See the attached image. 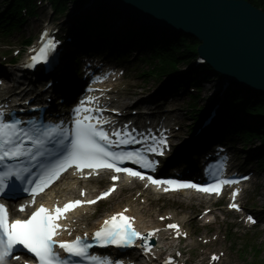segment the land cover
<instances>
[{"label":"snow or ice","instance_id":"6c2138e0","mask_svg":"<svg viewBox=\"0 0 264 264\" xmlns=\"http://www.w3.org/2000/svg\"><path fill=\"white\" fill-rule=\"evenodd\" d=\"M44 35L46 36L47 33ZM54 48L55 44L52 41L46 42L39 48L38 55L31 57V62L26 67H34L41 62L46 63L49 53ZM91 102V100L88 101V103ZM81 104L83 105L84 102L82 101ZM74 111L77 118L68 144H65L67 137L60 125H49L42 129L22 128L21 121L4 122L3 114L0 113V194H3L5 189L10 187L15 190L17 188L16 182L19 181L29 185V187H24L23 191L30 193L33 196L32 203H35L36 195L42 193L59 179L62 173L73 167L81 172L84 169H91L92 171L110 169L115 173H125L141 180L147 179L153 185L166 184L169 188H165V191L195 189L197 192L219 195L223 185L237 183L234 180H218L207 187H201L191 183H179L171 179L156 180L151 176L145 177L132 168L120 167L125 162H131L141 168H150L155 162L149 161L142 151L111 150L117 146L136 144L141 141L127 131L113 132L111 135L116 137L113 140L107 132L98 127L99 121L93 123L94 117L87 115V113L94 111L93 109L81 106ZM81 113H86L83 118H80ZM151 139L153 144L148 146L147 151L162 155L163 151L159 145L166 146V137L161 135L158 142L155 137H151ZM49 144H55L59 152L54 160L44 163L42 158L49 153L47 148ZM34 168H40L42 171L34 178L26 179V176ZM118 179V176L112 177L113 181ZM114 191L115 187H112L98 196L96 200L87 201V204H95L97 200L106 199ZM237 195L236 192L232 194L233 200ZM83 203L81 200H76L65 204L63 208L56 207L54 211H50L41 205L32 212L28 219H17L12 222L9 221L8 209L5 205L0 204V264H3V261L13 254L17 246H22L31 253L38 264H73V261L69 260L68 257L91 260L95 264H113L111 261L89 255L88 250L93 247V244L88 242L87 237L81 239L78 236L71 242H58L55 239L59 232L57 221L63 219L65 213L82 206ZM230 207L239 211V207L235 203L231 204ZM20 211H24L23 206ZM127 211L128 209H124L123 212L112 215L103 221V225L93 237L100 246L113 245L116 248L127 249L134 247L136 241L146 242L155 235L154 232L148 233L147 236L138 232L133 227V218L125 215ZM248 219L255 223L251 217ZM168 228L176 230L177 235H179L178 225L169 224ZM142 248L145 254L151 252L148 243H144ZM57 249L62 250L67 256L62 257ZM212 259L216 260L218 257L214 256ZM167 264H172L171 260Z\"/></svg>","mask_w":264,"mask_h":264},{"label":"water","instance_id":"95a60500","mask_svg":"<svg viewBox=\"0 0 264 264\" xmlns=\"http://www.w3.org/2000/svg\"><path fill=\"white\" fill-rule=\"evenodd\" d=\"M106 1L146 24L195 36L203 43L202 56L227 79L264 92V15L249 4L226 0Z\"/></svg>","mask_w":264,"mask_h":264},{"label":"rangeland","instance_id":"374dc122","mask_svg":"<svg viewBox=\"0 0 264 264\" xmlns=\"http://www.w3.org/2000/svg\"><path fill=\"white\" fill-rule=\"evenodd\" d=\"M1 1V0H0ZM5 7V5H3L1 2H0V9H3ZM72 9V7H70V10ZM66 17V16H65ZM56 17L57 18V21L60 22L63 18L64 20L62 21L63 23L67 24V23H70L71 21H73L75 18L73 17ZM35 22H33L32 20H30L27 24L23 25L22 29L20 30V32L25 35V36H29L30 35V27L32 25H34ZM17 39H15L16 41ZM123 51H126V49H124ZM128 51V50H127ZM130 57L133 58L134 60V55L131 54ZM0 61H1V58H0ZM142 69H144V65L142 64ZM180 70H185V71H188L189 70V66L188 65H181L180 66ZM201 79L200 76H198V80ZM160 84L159 81L156 82V80H151V81H148L147 83L145 82H141V86L144 87V91L148 94V95H151L153 93V91L157 92L159 95L163 92V91H167L169 93V95H166L165 97H169L171 96L172 94V90H168V87H165L163 88V85H158ZM210 86V91H209V95L207 97H205V102H208V103H213V104H217L219 101H221L222 99V94H220V88L222 85H220V82H216V80L212 83L211 81V84L209 85ZM208 86V87H209ZM177 97L179 95H176ZM244 96V95H242ZM202 97V95H201ZM184 98V97H182ZM185 104V103H184ZM180 114L181 116L184 118V120L186 121V125H189L190 123V117L187 116L186 114V108H183L181 109L180 111ZM185 133L183 134L182 138H181V144H180V148H183L184 150L190 152V153H193L195 148H196V145H195V139H191V133L190 132H186L184 131ZM192 133L194 134L195 132L192 131ZM255 147H258V144L256 143V146ZM256 151V150H255ZM197 154V153H196ZM255 159L253 161H258V159L261 157V156H258L259 155V152H255ZM245 157V156H244ZM259 174L261 175V187L262 189L259 191L258 193V197L254 199V202H257V205L258 207H261V206H264V169H261L259 171ZM169 205L171 204V202L168 203ZM121 204H118V207L120 206ZM182 210V209H181ZM186 213H189L188 211H184ZM234 233V231H232ZM252 236H253V239H254V242L256 243V245L261 248L264 247V241H260L259 242V236L255 235L254 233H252ZM236 237H238L236 235ZM239 246L242 245V242L239 241L237 243ZM234 251H236V257H235V260L241 258L244 262V264H254L253 263V259L251 257V255L249 253H247L245 255V257H239V254H240V250L241 248H233ZM260 259V263L258 264H264V253L261 254V256L259 257Z\"/></svg>","mask_w":264,"mask_h":264},{"label":"trees","instance_id":"16d2710c","mask_svg":"<svg viewBox=\"0 0 264 264\" xmlns=\"http://www.w3.org/2000/svg\"><path fill=\"white\" fill-rule=\"evenodd\" d=\"M245 1H247L254 8L259 9L264 13V0H245ZM3 24H4L3 20L0 19V25ZM168 42L169 44H167V46L163 47L162 49H167L168 54L170 56H174L175 60L177 58L178 61L186 62L193 57V53H192L193 47L197 43V41L193 37L181 34L175 36L172 39H168ZM156 50H159V48L157 47ZM170 69L171 68H168V70ZM205 69L206 68L200 70L203 71ZM231 94L232 92H229L228 96H230ZM239 102L240 105H242L243 100L240 99ZM245 103L247 107H251L253 110H256L260 114L264 115V95L255 94L252 98H248V100H246ZM233 112H236V110ZM262 128H264V123L262 124Z\"/></svg>","mask_w":264,"mask_h":264},{"label":"bare ground","instance_id":"6f19581e","mask_svg":"<svg viewBox=\"0 0 264 264\" xmlns=\"http://www.w3.org/2000/svg\"><path fill=\"white\" fill-rule=\"evenodd\" d=\"M102 2H107L106 0H101ZM109 11H115L116 10V7H114V6H112V5H110L109 4ZM133 18H135L139 23H141L143 26H145V27H148V25L149 24H146V23H144V21L142 20V19H140V18H137V17H133ZM208 56H210V55H208ZM214 59V58H213ZM218 63H220V62H218ZM255 258L256 259H259V256L258 255H256L255 256Z\"/></svg>","mask_w":264,"mask_h":264}]
</instances>
